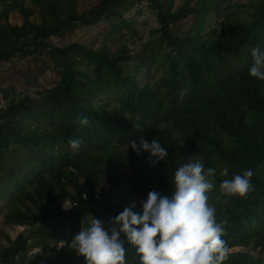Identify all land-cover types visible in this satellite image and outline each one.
Returning <instances> with one entry per match:
<instances>
[{
  "label": "trees",
  "instance_id": "16d2710c",
  "mask_svg": "<svg viewBox=\"0 0 264 264\" xmlns=\"http://www.w3.org/2000/svg\"><path fill=\"white\" fill-rule=\"evenodd\" d=\"M25 1L0 0V63L47 51L59 80L35 93L30 88L1 90L0 200L22 192L5 222L39 224L43 232L48 221H57L77 231L91 216L110 226L133 203V211L142 213L140 201L150 191L170 197L175 171L195 156L205 170L216 169L212 179L217 191L208 203L224 227L222 239L227 248H244L227 252L222 264H264V81L249 75L251 50L264 51V0L253 1L244 18L237 5H228L225 19L208 32V19L233 0H186L176 9L175 0H148L157 14L159 40L143 56L126 45L112 52L105 43L96 49L50 43L65 30L95 25L108 14L122 19L116 9L125 0H99L83 13L77 0H31L39 23L31 20L34 12ZM14 11L23 17L20 26L9 21ZM188 18L193 19L192 31L175 36L173 27ZM121 26L129 38L138 34L123 19L114 32ZM150 62L164 73L160 82L142 84L140 73ZM46 72L31 75L28 86L37 87ZM184 89L188 92L181 99ZM105 93H116L113 108L96 103ZM85 116L89 123L81 126L78 121ZM142 131L150 134L149 142L157 139L167 149L155 166L148 162L149 153L119 148ZM76 138L83 143L74 150L68 141ZM224 168L226 177L220 175ZM249 169L254 187L246 197L220 192L224 179ZM104 180L108 186L101 185ZM30 185L34 188L27 191ZM65 202L72 207L65 210ZM8 241L0 250V264H11L28 246L24 234ZM62 250L59 264L84 261L70 245ZM125 253L131 264H140L135 246L127 241Z\"/></svg>",
  "mask_w": 264,
  "mask_h": 264
},
{
  "label": "clouds",
  "instance_id": "9594fccd",
  "mask_svg": "<svg viewBox=\"0 0 264 264\" xmlns=\"http://www.w3.org/2000/svg\"><path fill=\"white\" fill-rule=\"evenodd\" d=\"M253 63L249 75L264 81V51L251 50ZM188 89L181 91V99ZM78 123L85 126L88 117ZM69 146L78 149L83 141L69 139ZM131 149L140 155L149 153L148 162L155 166L167 156V149L157 139L149 142L140 137L130 141ZM216 169L207 168L195 156L189 158L174 173L172 195L153 190L146 201H141L142 213L134 212L135 203L126 207L110 221V227L93 217L90 226L81 228L70 247L76 249L85 264H126L125 241L135 246L140 264H222L228 248L222 239L224 227L217 223L216 210L210 206L209 193L215 188ZM228 175V169L220 172ZM251 169L224 179L220 192L227 196L244 198L253 190ZM65 210L69 207L63 205ZM123 237V239H122Z\"/></svg>",
  "mask_w": 264,
  "mask_h": 264
},
{
  "label": "rangeland",
  "instance_id": "374dc122",
  "mask_svg": "<svg viewBox=\"0 0 264 264\" xmlns=\"http://www.w3.org/2000/svg\"><path fill=\"white\" fill-rule=\"evenodd\" d=\"M186 0H175L174 9L179 7ZM196 0H192V4ZM255 0H233L230 4H223L219 14H213L206 24V31L208 32L212 28H217L218 24L225 19V15L228 13L226 8L228 5H237L236 9L239 11L241 17L245 16V11L249 10L252 2ZM99 0H77L78 11L83 13L90 10L95 6ZM26 5L30 7L34 14L31 17L33 22H41L39 10L34 6L31 0L25 1ZM117 12L121 14L122 19L131 22L133 28L138 33L135 37L129 38L130 34L126 28L121 26L120 32H114V26H118L121 22V18L108 14L103 19L90 26H78L75 28L65 30L61 35L52 37L50 43L59 46L66 47L72 43H80L90 48L96 49L105 43L112 52L126 45L132 53L140 54L143 56L146 49H150L159 40V22L157 14L151 8V4L148 0H125V2L118 7ZM247 16V15H246ZM244 18V17H243ZM9 21L13 25H22L23 17L18 11H14L10 15ZM193 29V19L188 18L181 21L178 25L173 27V34L175 36H183L186 33H190ZM47 68L46 74L39 79L40 84L37 87H29L28 81L31 75H37L41 69ZM163 68L158 66V63L150 62L145 66L139 76L140 83H158L161 81ZM59 80V76L54 69V66L50 62L49 54L47 51H41L37 55L22 57L16 56L8 62L0 63V104L5 103L4 94L1 90L5 88H16L18 93L25 92L27 89H31L32 93L38 90L48 89L54 86ZM100 101L108 102L109 107L113 108L116 103V93H105L98 97L96 103ZM165 126V125H164ZM150 134L145 131L132 134L124 142L123 146L119 147L123 149H131L129 145L130 141H139L140 137L147 138ZM181 142L182 139L180 138ZM124 176V174H123ZM101 185L108 186L109 182L104 180ZM33 185L27 187V191H32ZM217 188L209 193V200L216 193ZM22 195L20 190H16L13 195L2 198L0 200V250L9 245L8 238L12 240L16 239L20 234H24L25 239L28 242L26 251L21 252L15 258L11 260V264H59L62 261V249L66 245H71L73 237L79 233L81 228L90 226L92 220L91 216H87L85 222L81 224V228L74 231L69 225L59 226L57 221L49 222L46 224L43 232L40 229V225L34 226H17L12 223L5 222V215L16 203V198ZM134 200H138L135 198ZM141 202V201H140ZM209 202V201H208ZM16 204H20L17 202ZM65 206H72L70 202H65ZM29 207L33 210H38L39 205L30 203ZM69 207L68 209H70ZM104 226L110 227L107 222H104ZM244 248L235 246L228 248V252L240 251ZM126 264H131V260L125 256ZM77 264H85V261L78 260Z\"/></svg>",
  "mask_w": 264,
  "mask_h": 264
}]
</instances>
